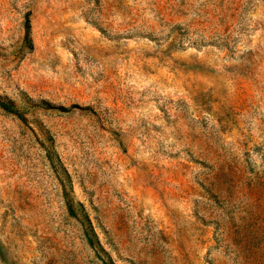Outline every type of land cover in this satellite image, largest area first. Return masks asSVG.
<instances>
[{"label":"rangeland","instance_id":"374dc122","mask_svg":"<svg viewBox=\"0 0 264 264\" xmlns=\"http://www.w3.org/2000/svg\"><path fill=\"white\" fill-rule=\"evenodd\" d=\"M105 262L264 264V0H0V264Z\"/></svg>","mask_w":264,"mask_h":264},{"label":"trees","instance_id":"16d2710c","mask_svg":"<svg viewBox=\"0 0 264 264\" xmlns=\"http://www.w3.org/2000/svg\"><path fill=\"white\" fill-rule=\"evenodd\" d=\"M70 209L73 210L72 208H70ZM86 234H87L89 243L92 245L93 244V239L89 236V233L88 232H86ZM105 264H109V263L108 262H105Z\"/></svg>","mask_w":264,"mask_h":264}]
</instances>
